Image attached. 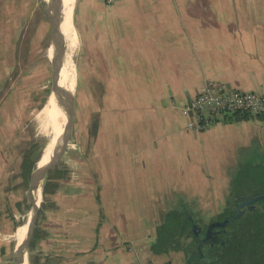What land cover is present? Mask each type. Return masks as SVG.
I'll use <instances>...</instances> for the list:
<instances>
[{
	"label": "crops",
	"instance_id": "obj_1",
	"mask_svg": "<svg viewBox=\"0 0 264 264\" xmlns=\"http://www.w3.org/2000/svg\"><path fill=\"white\" fill-rule=\"evenodd\" d=\"M30 4L34 13L37 1L0 0V14L14 17ZM74 21L86 77L99 85L100 120L89 151L98 158L93 145L100 142L105 176L95 171L102 184L93 202L86 164L76 162L78 184L62 224L48 233L63 187L27 264H184L177 243L154 249L156 229L183 208L158 205L179 194L187 203L189 161L201 145L203 155L216 158V135L220 145L221 133L234 134L236 156L253 150L260 157L264 119L211 122L191 134L183 106L207 82L264 93V0H75ZM198 157L204 164L202 152ZM81 210L91 214L84 226Z\"/></svg>",
	"mask_w": 264,
	"mask_h": 264
},
{
	"label": "rangeland",
	"instance_id": "obj_2",
	"mask_svg": "<svg viewBox=\"0 0 264 264\" xmlns=\"http://www.w3.org/2000/svg\"><path fill=\"white\" fill-rule=\"evenodd\" d=\"M35 1L37 4L34 6V13L30 12L32 9L30 8L32 4H30L28 7L27 5L21 6L18 13H13L14 17L10 13L0 14V38L6 35L5 39L0 41V264H15L14 252L19 242L18 228L27 221L31 209L30 198H28L30 171L36 168L39 158L44 159L41 158V154L54 136L52 123L42 113L44 103L52 91L48 61L50 42L42 13L44 0H33ZM74 10L75 3L72 22L77 34L78 45L72 55L73 60L71 59L76 72L72 92L75 108L72 144L74 154L71 159L75 163L85 162L90 175L88 199L94 202L95 193L102 184L96 172H101L102 176H105L103 162L102 164L100 162V142L93 145L98 148L93 150L98 158L90 155L89 151L92 142L90 138L94 137L92 129L99 124L100 120L101 96L99 85L91 84V80L96 81L97 78L94 76L91 79L90 75L86 77L88 68L85 67V54L81 50L83 41L77 33ZM184 115L186 116L185 113ZM187 123L186 116L185 129L191 134L207 128L205 126L199 131H193L187 128ZM98 134L100 136L99 132ZM221 134L220 145L216 135V158L203 155L206 149L204 145H201V148L194 154L196 158L189 161L188 187H186L188 190H185L188 193L187 203L186 197L179 194L175 198L177 201L168 198L167 204H159L158 209H168L172 205V208L197 210L196 212L201 215L205 212L213 216L226 202L225 194L229 193L232 198V192L240 193L247 189L264 186V155L258 157L253 154L255 151L248 150L236 156L237 151L233 150L234 145H237L234 134L227 131ZM113 135L112 140L116 143L118 134ZM224 145L228 147L223 148ZM205 147L207 148V144ZM32 148L38 151H35L36 153L31 157L33 162L29 161L30 171L22 176L21 162L26 153L30 154L29 151ZM201 152L204 164H198V155ZM60 161L64 170L51 168L40 183V201L36 221L28 239L26 264L29 256L30 260L32 256H37L38 241L42 239L43 234L46 235L47 227L50 226L58 210L61 188L69 173L66 160L60 159ZM76 171L78 173L77 166ZM62 175H65V178ZM78 178L79 176H76L73 180L74 188L78 184ZM44 189L45 194L43 195L42 190ZM81 213L80 223L82 222L81 225L84 226V222L89 223L91 220V214L83 210ZM171 217L172 215L168 214L164 218L163 226ZM247 223L251 225L250 221ZM185 237L184 235L180 238L183 240ZM179 239L177 238L176 242ZM241 243L237 241L240 248H242ZM169 245L172 244H167ZM250 246L243 248L246 251L243 250V253L250 255L248 256L249 261L253 258L249 250ZM179 256L185 264L186 256H183V253ZM189 257L192 258V256H187Z\"/></svg>",
	"mask_w": 264,
	"mask_h": 264
},
{
	"label": "flooded vegetation",
	"instance_id": "obj_3",
	"mask_svg": "<svg viewBox=\"0 0 264 264\" xmlns=\"http://www.w3.org/2000/svg\"><path fill=\"white\" fill-rule=\"evenodd\" d=\"M263 193L264 189L261 188H251L240 193L232 192V198L227 193L223 207L213 216L205 212V215H201L197 210H188L184 214L183 208L178 230L184 217L185 225L182 232L179 235L176 232L175 236L178 239L186 236L182 242H176L183 256H186L185 264H251L249 253H243V249L237 245V241L241 243L243 238V222L240 219L245 213L264 205V196L259 197ZM189 229L192 235L188 234ZM156 238L155 232V241Z\"/></svg>",
	"mask_w": 264,
	"mask_h": 264
},
{
	"label": "bare ground",
	"instance_id": "obj_4",
	"mask_svg": "<svg viewBox=\"0 0 264 264\" xmlns=\"http://www.w3.org/2000/svg\"><path fill=\"white\" fill-rule=\"evenodd\" d=\"M74 3L75 0H62L61 6L56 11L53 18V26L57 40L56 56L58 60L59 83L70 92H73L76 76L75 66L71 59L78 45L77 34L72 22ZM67 103L68 101L65 97H61L51 91L42 108V113L47 117V120L49 118V121L53 125L54 136L51 139V143L46 146L41 154V158L44 159L42 160L39 158L36 163V168L32 169L30 172L31 187L29 198L31 209L27 221L18 228L19 242L17 241L18 247L17 254L15 255L16 264H26L25 241L31 229V221L40 201L39 177L44 169L53 167L61 159L62 137L67 125ZM39 164L40 166H38Z\"/></svg>",
	"mask_w": 264,
	"mask_h": 264
},
{
	"label": "water",
	"instance_id": "obj_5",
	"mask_svg": "<svg viewBox=\"0 0 264 264\" xmlns=\"http://www.w3.org/2000/svg\"><path fill=\"white\" fill-rule=\"evenodd\" d=\"M62 4V0H44L43 3V16L46 21V26H47V35L49 39V46H48V61H49V69H50V84H51V89L54 93L58 94L59 96H63L67 99V125L65 128V132L62 137V149H61V159L66 160V166L67 170L69 171L66 182L63 185V198L60 204V211L57 214V217L53 220V225L49 228L48 233L53 234V228L58 227L60 224H62L64 215L66 213V209L69 204V199L71 195V190L73 188V183H74V178L78 175L76 171V163L72 162L71 157H73V140H74V97L73 93L68 91L64 86H61L59 83V72H58V60L56 56V35H55V30L53 26V18L56 13V11L60 8ZM50 167L47 169H44L42 171L39 181L41 183L43 177L46 175ZM31 177V174H30ZM31 187V178L29 182V188H28V198H29V191ZM264 193L260 195L259 197H263ZM37 209L35 211V215L31 221V229L29 231V234L26 238L25 241V251L27 249V244H28V239L30 238V235L32 233V229L34 226V223L36 221V216H37ZM184 214L187 212L186 209H184ZM185 217L182 220V223L180 225L178 235L182 232L183 227L185 225ZM191 233V234H190ZM188 234L192 235L191 230H188ZM187 234V235H188ZM180 241L182 238L179 239ZM18 247V245H17ZM17 247L15 250V255L17 254ZM51 255V254H50ZM16 264V261H15Z\"/></svg>",
	"mask_w": 264,
	"mask_h": 264
},
{
	"label": "built area",
	"instance_id": "obj_6",
	"mask_svg": "<svg viewBox=\"0 0 264 264\" xmlns=\"http://www.w3.org/2000/svg\"><path fill=\"white\" fill-rule=\"evenodd\" d=\"M111 3L113 0H104ZM187 128L199 131L211 122L210 118L229 112L242 111L256 114L264 112V93L233 89L214 82H207L183 106Z\"/></svg>",
	"mask_w": 264,
	"mask_h": 264
},
{
	"label": "trees",
	"instance_id": "obj_7",
	"mask_svg": "<svg viewBox=\"0 0 264 264\" xmlns=\"http://www.w3.org/2000/svg\"><path fill=\"white\" fill-rule=\"evenodd\" d=\"M3 39H5V37L0 38V41H2ZM248 118L264 119V112L251 114L250 112L235 111V112L226 113L223 116H221V118L215 116L210 119L211 122L222 121L224 123H230V122L245 120ZM35 151L37 152L38 150L32 148L29 151L30 154L26 153L24 155V159L21 162L22 176H25V173H28L30 171L31 163H29V161L31 160L30 162H33V158L31 157L33 156L34 153H36ZM263 155L264 154H261L260 157H262ZM54 167L58 169V164L54 165ZM261 189H264V187H262ZM42 192L44 195L45 189L42 190ZM180 214L181 211H177V210L169 212V215H172V217L168 221V223H166L164 226L162 225L163 227L161 226L156 229L157 238H156V243L154 245V249L164 248L165 246H167V244H172L176 242L175 235H177L179 231L178 221L180 219ZM240 221L243 222L244 224L243 238L241 243L242 249L248 248V245H251L250 246L251 249L249 248L253 256V258L251 259V264H264V205H262L259 208H256L255 210L245 213L243 215V218L240 219ZM248 221H250L251 225L247 223ZM246 232L248 233V235ZM244 252L246 251L244 250Z\"/></svg>",
	"mask_w": 264,
	"mask_h": 264
}]
</instances>
